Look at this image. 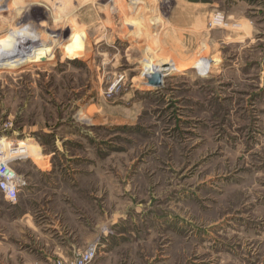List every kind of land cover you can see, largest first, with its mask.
<instances>
[{
  "label": "rangeland",
  "instance_id": "374dc122",
  "mask_svg": "<svg viewBox=\"0 0 264 264\" xmlns=\"http://www.w3.org/2000/svg\"><path fill=\"white\" fill-rule=\"evenodd\" d=\"M24 25L54 51L0 67V133L32 152L0 264H264V0H0V39Z\"/></svg>",
  "mask_w": 264,
  "mask_h": 264
},
{
  "label": "bare ground",
  "instance_id": "6f19581e",
  "mask_svg": "<svg viewBox=\"0 0 264 264\" xmlns=\"http://www.w3.org/2000/svg\"><path fill=\"white\" fill-rule=\"evenodd\" d=\"M61 31L62 33L59 32L60 34L57 37H59L61 39L59 40L61 41V43H63L62 41L64 42L67 41L66 39L70 36L69 35L70 33H68V31L64 32L65 31L64 29ZM39 34L30 26L24 25L21 28H17V29L10 31L5 38L0 39V67H3L5 69H10L14 63L19 64V63H24V62L28 63V61L33 62L35 59L41 56L43 51L51 55L50 53L54 51V46H52V48L45 46L46 43L42 39V36ZM72 37H78V36H76V33H75V36H72ZM72 45L73 44L71 43L68 45V47L67 45L66 46L64 45L68 49L67 55L69 56L75 53L74 50H76L72 48ZM80 50L82 51L84 50V48H80ZM170 63L171 61L168 60L167 62H164L161 66H158V65L152 64L151 62H147L143 73L146 77H149L156 71L168 72L171 67L169 68L165 66ZM202 63L204 64V65L202 64L204 69L208 70L209 69L208 61L203 60ZM11 144L17 147H25V146H21V144L18 145L17 143L16 144L11 143ZM31 153H32L31 149H30V154L26 150V154L29 158L31 157L30 156Z\"/></svg>",
  "mask_w": 264,
  "mask_h": 264
},
{
  "label": "built area",
  "instance_id": "2783aa9c",
  "mask_svg": "<svg viewBox=\"0 0 264 264\" xmlns=\"http://www.w3.org/2000/svg\"><path fill=\"white\" fill-rule=\"evenodd\" d=\"M223 22L224 15L217 13L214 17L213 25L216 23L222 25ZM26 157L28 156L26 154L25 147H17L12 145L10 139L0 133V182L6 181V178L9 175V169L15 171L18 175L24 178V184L15 194L14 198H9L2 190H0V194L3 196V198L12 205L18 203L21 193L28 187V181L25 176L19 174L15 170V166H17ZM97 252L98 245H93L87 251L80 252L71 264H92L94 259L97 258ZM58 264L63 263L59 262Z\"/></svg>",
  "mask_w": 264,
  "mask_h": 264
},
{
  "label": "clouds",
  "instance_id": "9594fccd",
  "mask_svg": "<svg viewBox=\"0 0 264 264\" xmlns=\"http://www.w3.org/2000/svg\"><path fill=\"white\" fill-rule=\"evenodd\" d=\"M9 175L5 182H0V190L9 198H14L15 194L20 190L24 184V178L18 175L15 171L9 169Z\"/></svg>",
  "mask_w": 264,
  "mask_h": 264
},
{
  "label": "water",
  "instance_id": "95a60500",
  "mask_svg": "<svg viewBox=\"0 0 264 264\" xmlns=\"http://www.w3.org/2000/svg\"><path fill=\"white\" fill-rule=\"evenodd\" d=\"M164 72L156 71L151 76L147 77L148 85L152 87H160L163 83Z\"/></svg>",
  "mask_w": 264,
  "mask_h": 264
},
{
  "label": "crops",
  "instance_id": "0c3cea01",
  "mask_svg": "<svg viewBox=\"0 0 264 264\" xmlns=\"http://www.w3.org/2000/svg\"><path fill=\"white\" fill-rule=\"evenodd\" d=\"M19 200H20V198H19ZM18 203H19V201H18ZM18 203H17V204H18ZM17 204H15V205H17ZM59 223H60V221H59V222L54 221V223H53V225H52L51 227H52V230H53V231H56V234H55V235L60 236V237H63V231H62V232L60 231V230H61V225H60ZM49 235H50V236H49L48 240L54 241V240H53V234H49ZM64 239H65V238H64ZM64 239H63V238H60L61 241H64ZM58 241H59V237H58ZM61 248H62V247L59 246V247L57 248V250H58L59 252H61L62 255H64V249H61ZM63 257H65V256H63Z\"/></svg>",
  "mask_w": 264,
  "mask_h": 264
}]
</instances>
